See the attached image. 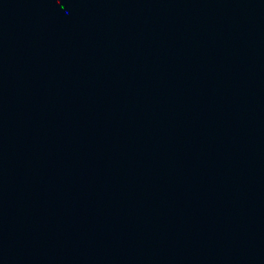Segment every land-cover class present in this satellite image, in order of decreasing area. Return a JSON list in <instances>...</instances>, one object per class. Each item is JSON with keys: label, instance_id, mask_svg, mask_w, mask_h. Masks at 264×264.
Returning <instances> with one entry per match:
<instances>
[{"label": "water", "instance_id": "obj_1", "mask_svg": "<svg viewBox=\"0 0 264 264\" xmlns=\"http://www.w3.org/2000/svg\"><path fill=\"white\" fill-rule=\"evenodd\" d=\"M0 264H264V0H0Z\"/></svg>", "mask_w": 264, "mask_h": 264}]
</instances>
